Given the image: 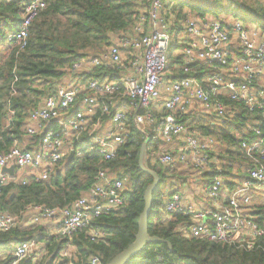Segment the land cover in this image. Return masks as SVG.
I'll list each match as a JSON object with an SVG mask.
<instances>
[{
	"label": "built area",
	"instance_id": "built-area-1",
	"mask_svg": "<svg viewBox=\"0 0 264 264\" xmlns=\"http://www.w3.org/2000/svg\"><path fill=\"white\" fill-rule=\"evenodd\" d=\"M172 1L133 0L135 14L130 30L113 36L111 44L99 54L78 59L66 78L28 111L26 138L42 137L30 149L15 141L12 148L0 153V191L9 182L20 180L25 185L48 180L70 153L77 158L90 153L103 162L113 161L128 138L131 118L132 126L145 139L149 131L154 140H163L166 145L175 143L174 153L167 149L151 152L153 161L165 166L179 164L181 169H192L201 175L212 173L203 186L210 207L199 209L185 204L183 192L177 187L165 192L159 216H190V238L249 250L255 239L264 236L249 208L253 197L264 202L263 21L255 26L236 19L230 25L210 15L199 17L187 8L177 21L169 12L178 8ZM184 1L209 8L219 0ZM45 7L44 0H24L19 29L0 32V54L12 50L17 54L26 48L31 23ZM176 44L182 47L179 53L183 64L178 70L186 75L183 78L169 74L168 64ZM193 65L212 72L203 75ZM96 69L102 70L101 78L90 76ZM13 84L10 97L16 93ZM227 102L242 105L257 122L255 139L240 144L247 161L243 166L246 178L236 189L225 193L222 162L211 156L219 143L191 131L177 121V116L192 114L198 108L219 119L233 117L236 112ZM9 113L5 127L11 125L15 115L12 110ZM12 163L13 176L3 173L2 169ZM125 180L100 168L92 185L70 206H30L20 216L0 211V233L15 229L29 218L34 226L48 221L57 223L56 233L47 238H69L87 228L92 219L125 203ZM91 237H99V233L93 231ZM40 251L35 238L17 243L10 252V264H20ZM60 257L69 258L70 247ZM90 263L101 264L97 257H91Z\"/></svg>",
	"mask_w": 264,
	"mask_h": 264
},
{
	"label": "trees",
	"instance_id": "trees-1",
	"mask_svg": "<svg viewBox=\"0 0 264 264\" xmlns=\"http://www.w3.org/2000/svg\"><path fill=\"white\" fill-rule=\"evenodd\" d=\"M44 1L45 9L31 23L26 48L17 54L14 50L6 52L0 58V153L7 152L15 141L20 145L27 139L29 143L25 145L26 149H30L34 144L38 145L42 135L28 139L24 132L28 111L35 109L41 98L66 78L73 63L82 57L99 54L111 44L113 36L129 31L134 21L133 0ZM223 1L219 0L215 6L206 8L199 4L187 3L184 6V0H173L171 4L178 8L177 11L173 9L169 12L177 21L184 8L199 17L210 15L224 21L233 13L231 2L234 0H225L224 5ZM23 2L24 0H0L1 33L19 29ZM241 5L244 6V3H239L238 8H241ZM261 12L256 7H250L246 13L262 16L261 28L264 31V15ZM169 16L168 13L167 17ZM234 18L246 22V16L237 15ZM175 30H180L178 24ZM181 49L177 44L172 48L173 54L168 64L169 74L175 75L176 78L186 76L178 70L183 64L179 53ZM193 66L203 75L212 72L205 67ZM101 71L96 69L90 76L101 78ZM104 75L109 76L110 72H105ZM13 82L16 93L10 97ZM227 105L236 115H226L223 119L215 115H205L209 118V121H206L203 117L196 119V115L188 114L177 116V121L185 124L191 131L212 137L217 143L226 145L223 151L211 156L221 160L223 178L230 171L233 172L234 165L238 163L237 179L244 181L246 174L243 172V166L247 161L240 150V144L243 140L249 142L255 139L253 130L256 128L257 118L242 105L233 102H227ZM9 110L14 111L15 115L11 125L5 127L4 122L10 116ZM128 130L126 142L111 162H103L99 156L90 153L79 158L71 156L63 164H59L46 181L28 182L23 185L19 180L9 182L1 189L0 211L20 216L30 206H70L92 185L100 168L107 169L110 174L119 178H126L125 203L92 219L87 228L78 230L69 238H47L48 235L41 225L29 229L19 225L9 232H1L0 264H10V252L14 245L33 238L43 244L45 254L43 253L37 262L33 261V256L20 264H91V257H97L101 264H108L134 242L138 231L137 222L144 208L143 194L153 178L139 168V153L145 138L132 126L131 118ZM147 132L149 140L145 148L146 165L159 177L152 193L147 233L163 242L146 244L125 264H264V236L255 239L254 247L248 250L227 243L190 238L187 233L190 216H159L165 195L163 185L172 179L185 181L183 174L186 169H181L179 164L165 166L153 161L149 157L150 153L166 149V144L163 140H154V134ZM211 176L212 173H206L202 177L210 179ZM225 186L229 188L228 191H232L239 183L227 182ZM249 208L254 221L264 230V202L258 198L253 199ZM93 231L98 232L99 237L92 238ZM67 247L71 249L70 257L63 259L60 257L61 252Z\"/></svg>",
	"mask_w": 264,
	"mask_h": 264
},
{
	"label": "crops",
	"instance_id": "crops-1",
	"mask_svg": "<svg viewBox=\"0 0 264 264\" xmlns=\"http://www.w3.org/2000/svg\"><path fill=\"white\" fill-rule=\"evenodd\" d=\"M235 20H236L235 18L231 19L230 17H227L224 20V22H228V24L232 25V23ZM231 49H233V47ZM174 78H176V76ZM191 113H192L191 116L196 115V119H199V118L202 117V116H198L196 111H193ZM102 128L106 131V125L103 124ZM148 136H149V134H148ZM148 140H149V138H148ZM23 141L24 142H22L20 144L21 146H25V145H27L29 143L27 139H25ZM174 144L166 145L165 148L167 150H170L171 152L174 153V150H175L174 148L176 147V145H174ZM225 147H226V145L219 144L217 149H215V154H217L219 152V150L223 151L225 149ZM145 161H146V155H145ZM224 161H226V160H224ZM231 172L232 171H230V173L228 175L224 176V178H223L224 183L226 184L227 182H232L233 184H238L241 181V180L239 181V179H237L239 177V174L235 175V173H233V172L231 173ZM183 176L186 177L185 181L183 180L181 182L180 180H173L172 179L171 182L172 183H177V181H179L180 184H178V187L183 192V197H184L185 204L193 206V207H196V208H199V209H206V208L210 207V201L204 196V194L201 193V192L199 193L196 188L194 189L195 186L191 187L194 183H197V184L199 183V184L203 185V184H205V181L202 182L199 179L191 178L190 175L187 172L185 174H183ZM190 184H192V185L189 187ZM225 187H226V189H223V192L228 193L229 192L228 191L229 188L227 186H225ZM254 195H257V194L254 193ZM253 198H254V200H257L258 197H253ZM259 200H261V199H259ZM41 226H43V228L45 229V232L47 233V235H54L56 233V231H57V228H58L57 223H55L54 221L43 222V223H41ZM20 227H22L24 229H29L30 227H34V225H32L31 222H30V219L27 218L20 224ZM39 246L41 248V251H40V257L38 259H41L42 255L44 253V249H43V244L39 243ZM33 261H35L34 258H33Z\"/></svg>",
	"mask_w": 264,
	"mask_h": 264
},
{
	"label": "water",
	"instance_id": "water-1",
	"mask_svg": "<svg viewBox=\"0 0 264 264\" xmlns=\"http://www.w3.org/2000/svg\"><path fill=\"white\" fill-rule=\"evenodd\" d=\"M148 142V138L145 139L143 142L140 153H139V168L148 173L152 176L153 181L152 183L146 188L143 194V201H144V208L142 213L139 216L137 225H138V231L135 236V240L133 243H131L125 250H123L120 254L115 256L108 264H125L132 256H134L136 253H138L146 244L148 243H159L163 242L162 240L158 239L157 237H150L147 233V220L151 211V205H152V193L154 189L156 188V185L159 182V177L157 174L153 171H151L145 161V148ZM72 156V153H70L69 158ZM15 170V164L12 163L10 167H4L2 169L3 173H7L10 176H13Z\"/></svg>",
	"mask_w": 264,
	"mask_h": 264
},
{
	"label": "rangeland",
	"instance_id": "rangeland-1",
	"mask_svg": "<svg viewBox=\"0 0 264 264\" xmlns=\"http://www.w3.org/2000/svg\"><path fill=\"white\" fill-rule=\"evenodd\" d=\"M224 1L222 3L223 5H224ZM182 3H183L184 6L187 5V3H185V2H182ZM231 3H232L231 5L233 7V13L229 15V17L231 19H234V17H236L237 15L239 17L246 16L247 24H253L255 26H258L263 21V17L262 16H260L258 14L257 15L256 14H254V15L253 14H247L246 12H247V9L248 8H250V7H256L258 9H260L262 11L261 14L264 15V0H234ZM239 3H244V6L241 5L243 8L242 7L241 8H238ZM196 4L203 5L204 7L208 8L207 5H204V4H201V3H198V2ZM222 16L225 18V14H223ZM4 55L5 54H0V58L2 56H4ZM42 98H41V100H42ZM195 111L198 114V116H202L204 119H206L207 121H209V118H207L205 116L206 114L201 113V111L198 108H195ZM60 167H62V166H60ZM233 169H234L233 173H235V174L238 175V163L234 165ZM185 171L190 175L191 178L199 179L202 182H204V181L206 182L207 181V178L202 177V175L200 173H198V172H196V171H194L192 169H186ZM178 184H180L179 181H177V183H172L171 181L170 182L168 181L167 183H165L163 185L162 189L164 190V192H166V191H168L170 189L177 188L178 187ZM191 185L192 184H190L189 187ZM203 186H204V184L201 185L199 183L198 184L197 183H194L191 187H194V189L196 188L199 193L200 192L203 193ZM70 252H71V249H70ZM33 255L35 256L34 259L37 262V259L40 257V254L37 252V253H34Z\"/></svg>",
	"mask_w": 264,
	"mask_h": 264
}]
</instances>
